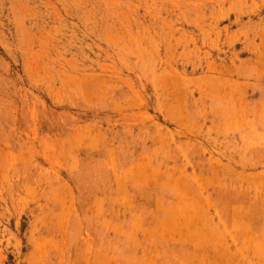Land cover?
I'll return each instance as SVG.
<instances>
[{
    "label": "rangeland",
    "instance_id": "rangeland-1",
    "mask_svg": "<svg viewBox=\"0 0 264 264\" xmlns=\"http://www.w3.org/2000/svg\"><path fill=\"white\" fill-rule=\"evenodd\" d=\"M0 264H264V0H0Z\"/></svg>",
    "mask_w": 264,
    "mask_h": 264
}]
</instances>
